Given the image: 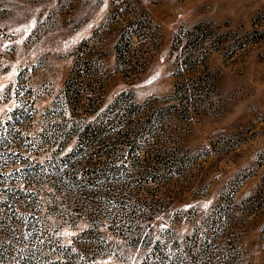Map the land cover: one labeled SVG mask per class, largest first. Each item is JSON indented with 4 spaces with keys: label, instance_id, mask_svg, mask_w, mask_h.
Listing matches in <instances>:
<instances>
[{
    "label": "rangeland",
    "instance_id": "374dc122",
    "mask_svg": "<svg viewBox=\"0 0 264 264\" xmlns=\"http://www.w3.org/2000/svg\"><path fill=\"white\" fill-rule=\"evenodd\" d=\"M0 264H264V0H0Z\"/></svg>",
    "mask_w": 264,
    "mask_h": 264
},
{
    "label": "trees",
    "instance_id": "16d2710c",
    "mask_svg": "<svg viewBox=\"0 0 264 264\" xmlns=\"http://www.w3.org/2000/svg\"><path fill=\"white\" fill-rule=\"evenodd\" d=\"M76 63H74V69L79 66V62L77 63V59L75 60ZM76 64V65H75ZM82 66H86V63H81ZM81 66V65H80ZM89 70L91 71L92 68L88 65ZM94 68V66H93ZM73 69V71H74ZM71 74V77L69 78V81L67 82V93H70L73 87L74 82L77 81V79L81 76L80 74H78V72H73ZM101 100L102 98L99 97V95H97V91L95 90L93 92V95L87 97L84 99V97L82 95H78L74 97V102L76 103V107H86V111L87 112H91V111H96L99 110L100 106H101ZM84 104V105H83ZM156 247H158V243L156 245ZM156 249V248H155Z\"/></svg>",
    "mask_w": 264,
    "mask_h": 264
}]
</instances>
